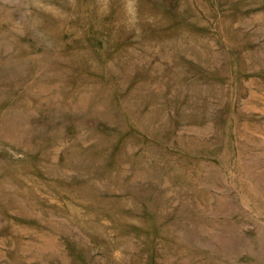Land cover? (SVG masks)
<instances>
[{"label":"rangeland","instance_id":"obj_1","mask_svg":"<svg viewBox=\"0 0 264 264\" xmlns=\"http://www.w3.org/2000/svg\"><path fill=\"white\" fill-rule=\"evenodd\" d=\"M0 264H264V0H0Z\"/></svg>","mask_w":264,"mask_h":264}]
</instances>
